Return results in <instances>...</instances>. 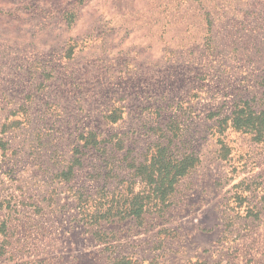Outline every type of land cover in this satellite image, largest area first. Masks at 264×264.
I'll use <instances>...</instances> for the list:
<instances>
[{
    "label": "rangeland",
    "instance_id": "rangeland-1",
    "mask_svg": "<svg viewBox=\"0 0 264 264\" xmlns=\"http://www.w3.org/2000/svg\"><path fill=\"white\" fill-rule=\"evenodd\" d=\"M157 153L186 164L152 184ZM80 195L145 213L93 225ZM0 244V264H264V0H0Z\"/></svg>",
    "mask_w": 264,
    "mask_h": 264
},
{
    "label": "trees",
    "instance_id": "trees-1",
    "mask_svg": "<svg viewBox=\"0 0 264 264\" xmlns=\"http://www.w3.org/2000/svg\"><path fill=\"white\" fill-rule=\"evenodd\" d=\"M254 112L253 111H247V109L240 108L239 106L235 107V110L232 112L231 116L228 117V120L232 121L233 125L239 129L243 128L254 119ZM86 139V144H88L91 140H97L95 133H89ZM159 151V150H158ZM172 161L171 159H167L164 157H160L159 153L153 156V158L150 159V162L145 163L143 166L145 169H149V175H147L148 180L150 183L153 184L159 183L160 181H163V178H166L170 175L168 169L169 167L174 166H184L183 161ZM84 163V160L82 157H77L72 160V164L68 167L67 172L63 173V176L66 180H70L74 175L75 171L78 167H81ZM184 174V172H178L174 174V177L180 178ZM164 186H158V187H150L148 192V197L151 196L153 193H155L160 199H163L164 195H166V190L162 191V188ZM146 191V190H145ZM83 195H80L78 197V205L80 207V211L83 214L85 220L93 225H99L102 224L103 221H113V220H123L127 218L128 216H135L136 218H141L142 215L145 213V208L143 204H138L135 202L130 203L128 206H125V204H119L115 202H108L104 203V201L97 200L95 204L88 205L87 201L83 199ZM138 197L135 198L137 200ZM96 237L99 241L105 240V238L112 237L111 235L102 232L97 231ZM1 245V244H0ZM0 248H2L0 246ZM110 264H142L140 261L133 259L129 256H117L112 258Z\"/></svg>",
    "mask_w": 264,
    "mask_h": 264
}]
</instances>
